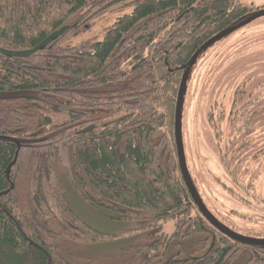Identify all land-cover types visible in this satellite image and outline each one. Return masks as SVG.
Here are the masks:
<instances>
[{
	"label": "trees",
	"instance_id": "1",
	"mask_svg": "<svg viewBox=\"0 0 264 264\" xmlns=\"http://www.w3.org/2000/svg\"><path fill=\"white\" fill-rule=\"evenodd\" d=\"M120 2L131 11L102 39L80 47L60 43ZM261 8L243 0H0L2 48H31L67 26L26 57L0 53V91L23 92L0 98V264H77L49 238L99 244L130 232L145 239L125 250L135 264H264V245L230 239L198 210L180 173L174 135L183 66L206 40ZM229 34L198 52L183 93V154L197 191L184 148L185 100L199 63L225 51L229 41L217 43ZM230 56L236 61L242 54L235 49ZM60 177L122 226L102 231L79 217ZM168 220L169 233L162 228Z\"/></svg>",
	"mask_w": 264,
	"mask_h": 264
},
{
	"label": "rangeland",
	"instance_id": "2",
	"mask_svg": "<svg viewBox=\"0 0 264 264\" xmlns=\"http://www.w3.org/2000/svg\"><path fill=\"white\" fill-rule=\"evenodd\" d=\"M243 1L253 7L264 4V0ZM130 11L131 6L123 2L106 7L76 31L62 36L60 43L80 47L98 41L102 39L107 27ZM261 29H264V14L219 41L217 46L229 41L223 48L225 51H215L210 54L212 57L208 61L204 60L210 56L199 63L200 68L194 71L195 76L199 77L188 88L182 120L188 168L202 200L216 216L233 226L235 231L249 236L264 233V159L259 166L255 162L245 169L242 160L230 164L227 153L222 154L221 147L228 134L225 126L231 118V108L254 98L245 95V92L241 95V90L251 89L253 93L257 78L264 79V76L258 74L264 70V63H259V47L256 45L259 38L264 37ZM235 49L242 54L236 61L231 60L233 57L230 56ZM224 112L226 118L218 125L213 117L217 118V114ZM209 117L212 119L207 121ZM217 130L221 131L220 136L223 138V141H218L221 145L218 146L221 148H218L219 151L209 145V138ZM239 162L240 165H237ZM59 181L64 185V194L70 207L87 223L102 231H114L122 226L107 210L94 209L81 201L72 188V182L66 177H60ZM19 187L22 191V181ZM162 228L164 232H171L173 221L164 222ZM49 239L56 243L68 259L77 264H135V261L128 259L131 251L125 250H131L145 241L142 234L136 232L126 234L122 239L99 244L80 243L60 236ZM185 243H190V240ZM174 248L177 249L176 246Z\"/></svg>",
	"mask_w": 264,
	"mask_h": 264
},
{
	"label": "flooded vegetation",
	"instance_id": "3",
	"mask_svg": "<svg viewBox=\"0 0 264 264\" xmlns=\"http://www.w3.org/2000/svg\"><path fill=\"white\" fill-rule=\"evenodd\" d=\"M258 43L261 44L258 48V60L259 63H261L264 62V46H262L264 45V37L259 38ZM258 74L260 76H264V72ZM250 81L251 79H249V83ZM241 91V95L245 92V95H248L249 97L254 96L253 100L249 98L248 100H244L243 103L237 107L231 108V118L225 126L228 134L224 137V146L221 147L219 144L220 142H218L220 139L223 141V138H221L220 133L218 132H214V136L209 138L211 140L209 145L215 146L216 151H219L218 148L220 147L223 148L222 154L227 153L226 156L229 157L228 160L230 164H235L237 161L242 160L244 163L242 167L247 169L251 167V165H254L255 162H257V165L259 166L260 161L264 159V79H262V77L257 78L253 93H251V89H242ZM247 102L251 104H245ZM235 108L240 109L237 111V120L235 119ZM213 119L215 121L214 117ZM217 124L219 125L220 122H217ZM237 165H240V162L237 163ZM262 174H264V172ZM210 212L215 217L219 218L215 213L212 211ZM221 221H223L224 224L231 226L228 222L224 220ZM253 236L257 238H264V233L263 235L254 234Z\"/></svg>",
	"mask_w": 264,
	"mask_h": 264
},
{
	"label": "water",
	"instance_id": "4",
	"mask_svg": "<svg viewBox=\"0 0 264 264\" xmlns=\"http://www.w3.org/2000/svg\"><path fill=\"white\" fill-rule=\"evenodd\" d=\"M263 14H264V8L253 11L250 15L243 18L239 22L235 23L228 29L206 40L203 44H201L195 50V52L188 59L187 63L183 66L184 69L180 77L179 87L177 91L176 104H175V112H174V135H175V143H176L177 156H178V164H179V169H180L182 179L185 183V186L188 189L190 197L192 198L193 202L195 203L196 207L201 212V214L207 219V221L212 226H214L217 230H219L220 232L228 236L230 239L235 240L245 245H264V238H257L254 236L241 234L235 231L234 229L230 228L229 226H227L220 220H218L210 212L207 206L204 204V202L202 201L200 197L199 192L197 191V189L195 188L191 180L190 174L185 164V159H184V154H183V146H182V139H181V106H182L183 93L185 91L186 79H187L190 67L195 61L198 52H200L201 50H203L204 48H206L208 45L212 44L216 40H219L223 36L236 30L238 27L245 25L246 23L250 22L251 20ZM66 29H67V26L65 25V26L60 27L57 30H54L53 32H51L49 35H47L45 38H43L40 42H38L36 45H34L31 48L13 50V49L0 47V53L6 56H11V57H26L32 52L43 48L47 43H49L50 41H52L53 39L61 35ZM103 69L104 68H102L98 72H101ZM22 93H23L22 91H0V98H15V97H19ZM92 127L93 125L86 126L84 128L79 129L78 132L88 131Z\"/></svg>",
	"mask_w": 264,
	"mask_h": 264
}]
</instances>
